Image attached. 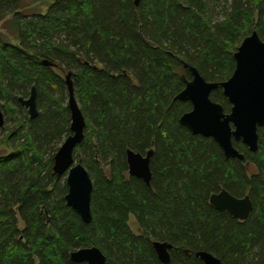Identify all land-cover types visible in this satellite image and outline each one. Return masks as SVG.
<instances>
[{
	"label": "trees",
	"instance_id": "1",
	"mask_svg": "<svg viewBox=\"0 0 264 264\" xmlns=\"http://www.w3.org/2000/svg\"><path fill=\"white\" fill-rule=\"evenodd\" d=\"M26 1L0 0V22L12 16L5 30L18 42L0 33V109L10 122L0 144L11 151L0 157V264H77L69 253L90 247L106 264H162L153 241L173 246L170 264H202L198 251L222 264H264V127L256 152L233 142L244 159H225L179 124L191 105L174 100L181 76L191 78L183 63L207 82L231 76L241 41L252 30L264 39V0H225L221 20L219 0H56L45 14L25 12ZM68 72L86 123L74 159L93 183L89 225L52 171L71 135ZM32 88L34 118L19 102ZM210 98L229 111L220 89ZM151 148L149 188L128 176L125 152ZM221 190L250 197L245 221L210 206Z\"/></svg>",
	"mask_w": 264,
	"mask_h": 264
},
{
	"label": "water",
	"instance_id": "2",
	"mask_svg": "<svg viewBox=\"0 0 264 264\" xmlns=\"http://www.w3.org/2000/svg\"><path fill=\"white\" fill-rule=\"evenodd\" d=\"M140 0H134L135 5ZM234 70L223 82H207L192 66L182 64L190 79L181 76L184 88L174 100L189 102L191 110L183 114L179 124L192 135L212 139L222 151L225 159H238L244 156L233 146V142H241L249 151L258 148V129L264 127V39L252 30L237 47L232 55ZM46 67H56L49 61H43ZM67 90V108L70 114L69 135L60 145L53 159L52 171L57 177L65 175L67 192L65 204L71 208L85 224H91L92 180L87 170L74 159V152L84 138L85 119L77 102L71 73L65 75ZM220 89L227 99L230 109L225 112L223 107L211 100L213 91ZM27 109L30 118L37 116L36 93L31 89L28 99H19ZM3 113L0 109V127L3 126ZM154 154L153 148L144 154L127 149L125 152L127 173L129 177L141 180L150 188L152 177L150 163ZM212 208L226 212L234 219L245 221L253 210L248 195L236 198L226 190L212 194L209 198ZM152 248L162 264H170V251L173 246L167 242L153 241ZM194 257L202 264H222L209 252L198 251ZM69 258L77 264H106L104 254L96 247L82 248L69 253Z\"/></svg>",
	"mask_w": 264,
	"mask_h": 264
},
{
	"label": "rangeland",
	"instance_id": "3",
	"mask_svg": "<svg viewBox=\"0 0 264 264\" xmlns=\"http://www.w3.org/2000/svg\"><path fill=\"white\" fill-rule=\"evenodd\" d=\"M55 1L56 0H27L25 2V5H26L25 12H29V13H33V14H45L47 9H48V7L51 4H53ZM223 8H227V5L225 4V0H219V4H218V6H217V8L215 10L216 20H221L222 19L223 14H222L221 10ZM11 18H12V16H7L3 21L0 22V33H2L11 44L17 45L18 44L17 40L14 37H12V35H10L8 31L5 30L6 22L9 21ZM28 98L29 97H24L22 99L26 100ZM22 112H21L22 115H26L27 114V116H29L26 108H24ZM3 115H4L3 116V118H4L3 119V121H4L3 128L7 130L10 127L9 126L10 122H8V118H7V116L5 115L4 112H3ZM0 141H1V135H0ZM10 154H11V151L5 145H1L0 144V157L1 156L8 157V156H10ZM75 161L79 162L77 160H75ZM246 169H247V175L249 177L251 175L255 174V172H256L255 168L253 166H248ZM61 181L63 183L65 182V175L61 177ZM18 226L20 228L23 227L22 223L20 221L18 223ZM129 226H130V228H131L133 233H137V226H136V221H135L134 217H130Z\"/></svg>",
	"mask_w": 264,
	"mask_h": 264
}]
</instances>
